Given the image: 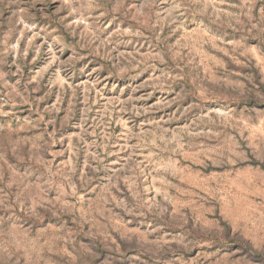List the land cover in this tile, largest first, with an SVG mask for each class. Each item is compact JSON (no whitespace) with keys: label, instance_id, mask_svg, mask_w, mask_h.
Instances as JSON below:
<instances>
[{"label":"rangeland","instance_id":"374dc122","mask_svg":"<svg viewBox=\"0 0 264 264\" xmlns=\"http://www.w3.org/2000/svg\"><path fill=\"white\" fill-rule=\"evenodd\" d=\"M0 264H264V0H0Z\"/></svg>","mask_w":264,"mask_h":264}]
</instances>
